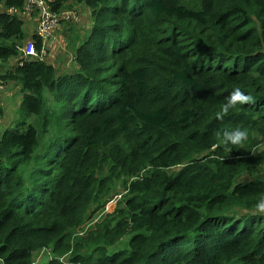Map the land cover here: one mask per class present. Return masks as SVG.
<instances>
[{"label": "trees", "instance_id": "1", "mask_svg": "<svg viewBox=\"0 0 264 264\" xmlns=\"http://www.w3.org/2000/svg\"><path fill=\"white\" fill-rule=\"evenodd\" d=\"M47 4L87 7L91 33L74 73L17 65L40 12L0 0V79L25 93L0 139V264H264V0ZM236 87L254 102L218 119Z\"/></svg>", "mask_w": 264, "mask_h": 264}, {"label": "rangeland", "instance_id": "2", "mask_svg": "<svg viewBox=\"0 0 264 264\" xmlns=\"http://www.w3.org/2000/svg\"><path fill=\"white\" fill-rule=\"evenodd\" d=\"M68 14H71L70 19L66 21H61L59 27L54 29L48 41V46L52 49L50 51L51 56L55 59L50 60L57 66V68L64 73H74L76 71L74 65V49L77 42H83L85 38H88L92 27L91 22V11L85 6H76L75 10H68ZM89 29H88V25ZM28 33V31H25ZM54 35V36H53ZM54 37L53 43L50 41L51 37ZM50 61H47L50 63ZM18 87L10 84L6 88V92L0 94L2 101L0 102V109L3 110V114L0 115V139L3 137L6 131L16 129L18 120L20 118L18 113V108L22 103V98L24 96L23 86L18 83ZM52 101V98H51ZM260 140V139H258ZM119 200L118 196H114L105 209L103 214H111L116 206V200ZM96 221H86L82 225L81 235H84L87 230L93 226ZM71 254L69 252L67 255L59 256L54 253L52 249L49 252V260L52 259H64Z\"/></svg>", "mask_w": 264, "mask_h": 264}, {"label": "built area", "instance_id": "3", "mask_svg": "<svg viewBox=\"0 0 264 264\" xmlns=\"http://www.w3.org/2000/svg\"><path fill=\"white\" fill-rule=\"evenodd\" d=\"M26 10L29 13H32L33 11L36 12L37 10L40 12V15L38 16L40 18V21L36 27L35 33L41 40L42 49L40 53L37 52L36 41H30L25 45L24 48H22V56L20 57V62L17 61V65L21 63L23 65V61L28 59H39L41 61H46L49 58L50 51L52 50L48 46V41L52 31L59 27L62 20L70 19V16H72L71 14H68V12H64L62 15L53 13L47 4V0H27ZM53 36L50 40L52 43L54 41ZM46 57L48 58L45 59ZM4 89L5 84L0 79V92Z\"/></svg>", "mask_w": 264, "mask_h": 264}, {"label": "clouds", "instance_id": "4", "mask_svg": "<svg viewBox=\"0 0 264 264\" xmlns=\"http://www.w3.org/2000/svg\"><path fill=\"white\" fill-rule=\"evenodd\" d=\"M64 12H69L68 10ZM48 60V59H47ZM5 84V89L0 92V94L6 92L7 84ZM254 102V98L251 95L245 94L239 87H236L230 95L226 98V103H224L217 113L218 119H223V116L227 115L231 109L236 108L240 105L250 104ZM217 135H222V143L225 145L239 146L242 145L248 138V130L235 128L233 130H226L223 133H217ZM255 212L259 215H264V194L260 196L255 204ZM45 253L49 255L50 249ZM44 254V255H45ZM41 259L38 260V262Z\"/></svg>", "mask_w": 264, "mask_h": 264}, {"label": "crops", "instance_id": "5", "mask_svg": "<svg viewBox=\"0 0 264 264\" xmlns=\"http://www.w3.org/2000/svg\"><path fill=\"white\" fill-rule=\"evenodd\" d=\"M50 58V60H52L53 59V57L52 56H50L49 57ZM55 59V58H54ZM49 60V59H48ZM2 101V99L0 98V102Z\"/></svg>", "mask_w": 264, "mask_h": 264}, {"label": "bare ground", "instance_id": "6", "mask_svg": "<svg viewBox=\"0 0 264 264\" xmlns=\"http://www.w3.org/2000/svg\"><path fill=\"white\" fill-rule=\"evenodd\" d=\"M34 12H35V11H34ZM64 21H66V19H65Z\"/></svg>", "mask_w": 264, "mask_h": 264}]
</instances>
